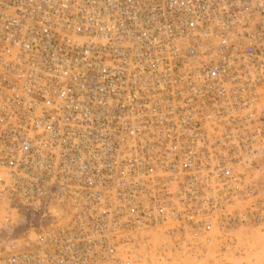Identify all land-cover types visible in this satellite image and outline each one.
<instances>
[{
    "label": "built area",
    "instance_id": "built-area-1",
    "mask_svg": "<svg viewBox=\"0 0 264 264\" xmlns=\"http://www.w3.org/2000/svg\"><path fill=\"white\" fill-rule=\"evenodd\" d=\"M243 225L264 0H0V264H203Z\"/></svg>",
    "mask_w": 264,
    "mask_h": 264
},
{
    "label": "rangeland",
    "instance_id": "rangeland-1",
    "mask_svg": "<svg viewBox=\"0 0 264 264\" xmlns=\"http://www.w3.org/2000/svg\"><path fill=\"white\" fill-rule=\"evenodd\" d=\"M233 244L225 252H220L217 243L210 248L203 264H217V258L225 259L226 264H264V229L249 225L241 226L233 233ZM198 261V260H197ZM189 260H186L188 263Z\"/></svg>",
    "mask_w": 264,
    "mask_h": 264
}]
</instances>
